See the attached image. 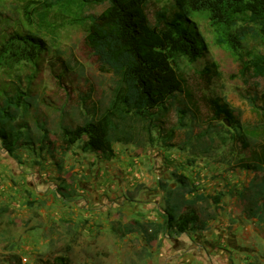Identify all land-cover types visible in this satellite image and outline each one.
<instances>
[{"label":"trees","instance_id":"trees-1","mask_svg":"<svg viewBox=\"0 0 264 264\" xmlns=\"http://www.w3.org/2000/svg\"><path fill=\"white\" fill-rule=\"evenodd\" d=\"M151 1L29 0L19 12L26 25L17 23L13 31L5 29L11 23L0 13V81L9 78L7 87L0 86V143L10 157L18 158L17 150L32 146L35 152L39 148L54 158L52 153L66 155L81 142L83 152L100 155L108 161L115 156V144L141 143L142 137H146V143L153 144L155 131L163 146L177 148L174 143L177 128L189 127V132L198 122V108L193 109L182 67L186 61L198 62L208 50L197 19L204 20L219 43L231 51L242 65L243 76L264 80V0H173L171 7L155 13L154 23L148 12ZM101 5H106L101 13L88 12L89 8ZM58 17L84 31L86 46L97 57L100 70L113 75L114 86L105 109L98 111L93 107L92 114L75 127L61 125L60 137L54 142L40 120L36 129L44 133L35 139L28 116L39 104L31 87L46 58L50 56L54 61L52 66L61 69L60 78L68 71L66 63L58 64L62 59L54 47L58 40L59 28L55 22ZM250 39L258 41L261 50L252 49ZM213 70L207 66L202 75L210 78ZM185 96L192 107L180 102L179 98ZM249 102L264 123V90L249 98ZM173 108L177 128L166 129L165 119ZM209 109V123L204 122L198 141L217 133L246 151V156L241 155L229 165L234 162L237 169L264 173V126L256 131L245 125L236 111L219 97L209 99ZM259 131L261 139L256 141ZM227 133L230 136L226 137ZM198 154L192 149L187 164L195 165ZM174 176L179 183L174 189L167 182H159L166 193L165 229L170 236L205 230L207 223L197 205L211 200L217 210L221 195L211 198L196 195V186H191L187 177ZM59 194L68 198L64 193ZM238 194L248 199L247 218L263 221L264 178L251 182ZM210 218L214 219V214ZM154 227L153 238L159 233V228ZM58 261L68 264L65 257Z\"/></svg>","mask_w":264,"mask_h":264},{"label":"rangeland","instance_id":"rangeland-1","mask_svg":"<svg viewBox=\"0 0 264 264\" xmlns=\"http://www.w3.org/2000/svg\"><path fill=\"white\" fill-rule=\"evenodd\" d=\"M28 1L0 0V13L11 23L9 27L5 28L7 31H13L17 23L26 25L27 22L21 18L19 12ZM172 4L173 0H152L148 6L152 23H154V15L157 11L171 7ZM105 8L106 5L92 7L88 9V12L99 14ZM55 22L59 31L54 47L62 59V62L58 64L66 63L68 71H64L65 75L60 78L58 75H62L60 74L61 69L58 70L52 66L54 61L50 56L46 58L31 87L39 104L32 108L28 119L35 139L39 137V134L44 133L42 130L37 131L36 129V122L40 120V123L42 121L45 123L50 140L57 142L60 137L59 128L61 125L75 127L82 124L85 118L92 114L93 107L98 111L107 107L114 86V77L111 73L100 70L97 57L86 46L84 31L80 27L71 24L68 20L60 19V17ZM197 22L207 41L208 50L198 62L189 63L186 61L182 67L188 81L187 92L190 94V100L194 103L193 109L198 108V122L194 126L190 125L193 127L189 132V127L177 128V114L173 108L165 119L164 125L166 129H178L174 143L186 150L163 146L162 139L156 131L153 132L155 137L153 144L146 143V137H142L141 143L115 144V149L119 152H126L127 155L132 153L135 157H140L141 163L148 165L147 167L151 170L156 166V170L161 173V180L156 179L153 180L154 182L164 181L175 188L179 183L174 175H184L191 186H196V194L200 189L208 188L212 194L207 196L208 198L217 194L221 195L219 199L221 212L213 209L211 200L198 203V211L206 221L212 220L210 215L214 214V223L220 218L221 224L228 220L232 229L236 225L240 229L250 226L260 227L263 233L264 220L247 218L245 209H247L248 199L244 200L238 193L247 189L251 182L263 179L264 173L237 169L234 162L229 165V162L247 155L241 145L233 146V143L229 140L225 141L223 136L219 137L217 133L209 136L208 139H201V141H198L197 138L204 122L209 123V99L212 97H219L227 102L245 125L256 129V131L262 128L264 126L263 119L253 109L249 98H255L256 94H261L264 90V80L248 75L243 76L241 74L242 65L235 60L231 51L219 43L213 29L202 19H197ZM249 42L252 49L261 50L258 41L250 39ZM207 66H212L214 69L210 78L202 75V71ZM3 78L0 81V86L7 87L9 78ZM179 100L192 107L187 96L181 97ZM178 106L181 104L179 103ZM214 125L219 126L216 123ZM257 134L258 137L255 139L259 141L261 139L260 131ZM225 135L226 137L230 136L229 133ZM189 137L190 140H188ZM212 140L213 142H211ZM46 146H48L47 143ZM81 146V142H78L66 155L52 153L54 158L49 153L40 152L39 148L35 152V147L23 146L16 152L18 158H12L0 143V248L3 245L9 248L13 241L5 243L8 237L13 240L15 238L22 239V237H41L46 233L41 228L50 222L51 210H59L61 215L62 208L59 206L71 203L73 199H79L80 190L95 187L101 176L97 177L96 173L92 172L91 162L86 161L90 158L91 160L99 158L95 154L83 152ZM192 149L199 153L197 163L193 166L183 162L184 159H189ZM233 149L239 155L236 156ZM148 154L152 157V166L147 162V159H151ZM155 158L157 161L159 158L164 159L156 165ZM56 163H59V166ZM168 165L176 167L177 171L174 170L165 177ZM125 168H129V166H125ZM87 169L88 174H86ZM133 175L134 173L128 172L124 180L130 178L131 181ZM90 180L96 183L93 184ZM121 180L120 183L124 188L128 189L134 186V184L125 181L124 184L122 178ZM207 181L211 183L207 184ZM143 182L145 184H139L138 188L149 190L151 182ZM100 184L117 188L119 181L115 183L107 174ZM233 192L234 194L231 195ZM59 193L66 194L68 198L62 197ZM133 198L135 197L128 195L129 201L132 202ZM50 205H56L59 208H53ZM13 214H16L15 217H12ZM257 240L261 241L258 237ZM130 243L132 244V242ZM259 245L261 246L260 254L264 257V242ZM11 247L14 249L16 245ZM159 247L157 246V249ZM60 248L63 256L66 255L65 245H60ZM204 248L206 249V247ZM47 255H49V251ZM5 262L0 253V264H5ZM14 262L18 263V261ZM259 262L261 263L258 260L254 264H259ZM37 263L55 264L53 260L45 261L43 258L37 260ZM233 264H240V261L234 258Z\"/></svg>","mask_w":264,"mask_h":264},{"label":"crops","instance_id":"crops-1","mask_svg":"<svg viewBox=\"0 0 264 264\" xmlns=\"http://www.w3.org/2000/svg\"><path fill=\"white\" fill-rule=\"evenodd\" d=\"M115 151V156L108 161L100 155H97L99 159L86 161L91 162L92 172L101 177L97 183L90 180L96 183L95 187L80 190L79 199L59 206L61 215L59 210H51L50 222L41 228L46 231L44 235L6 239L5 243L13 242L9 248L5 245L0 248L5 264H38L40 258L60 264V256L65 257L68 264H233L234 258L240 264H254L258 260L261 261L259 264H264L259 245L264 242V232L260 227L240 229L236 225L232 229L228 220L221 224L219 218L216 223L213 219L206 221L205 230L170 236L164 227L166 193L160 188V181L154 182L161 180V173L156 166L151 170L148 165H143L140 157L132 153ZM150 158L147 162L152 166ZM163 159H156V165ZM187 161L184 159L183 162ZM174 170L177 168L169 167L165 177ZM128 172L134 173L131 181L130 178L124 180ZM107 174L115 183L119 181L117 188L100 184ZM121 178L134 186L124 188ZM143 181L151 182L149 190L138 188L139 184H145ZM207 189H200L196 195H212ZM128 195L135 197L132 202ZM211 206L216 209L215 205ZM50 207L59 208L56 205ZM217 210L221 212L222 209ZM154 225L159 228V233L153 238ZM13 245H16L14 249ZM60 245H65L64 256Z\"/></svg>","mask_w":264,"mask_h":264}]
</instances>
